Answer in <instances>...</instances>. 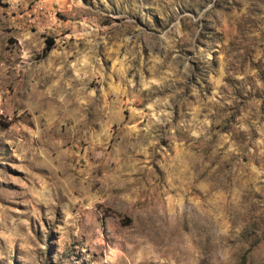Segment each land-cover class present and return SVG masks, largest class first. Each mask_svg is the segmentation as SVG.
<instances>
[{
    "label": "rangeland",
    "instance_id": "374dc122",
    "mask_svg": "<svg viewBox=\"0 0 264 264\" xmlns=\"http://www.w3.org/2000/svg\"><path fill=\"white\" fill-rule=\"evenodd\" d=\"M0 264H264V0H0Z\"/></svg>",
    "mask_w": 264,
    "mask_h": 264
},
{
    "label": "trees",
    "instance_id": "16d2710c",
    "mask_svg": "<svg viewBox=\"0 0 264 264\" xmlns=\"http://www.w3.org/2000/svg\"><path fill=\"white\" fill-rule=\"evenodd\" d=\"M50 47H52V43H50Z\"/></svg>",
    "mask_w": 264,
    "mask_h": 264
}]
</instances>
